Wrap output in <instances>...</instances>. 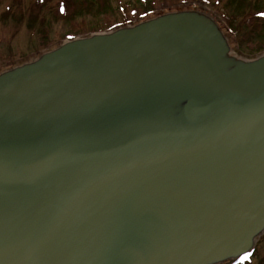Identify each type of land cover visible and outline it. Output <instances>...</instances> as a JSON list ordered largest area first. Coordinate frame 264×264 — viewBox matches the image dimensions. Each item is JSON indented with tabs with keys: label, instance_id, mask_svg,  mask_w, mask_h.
I'll list each match as a JSON object with an SVG mask.
<instances>
[{
	"label": "water",
	"instance_id": "95a60500",
	"mask_svg": "<svg viewBox=\"0 0 264 264\" xmlns=\"http://www.w3.org/2000/svg\"><path fill=\"white\" fill-rule=\"evenodd\" d=\"M31 62L0 76V264H221L254 248L264 55L231 57L195 7Z\"/></svg>",
	"mask_w": 264,
	"mask_h": 264
},
{
	"label": "rangeland",
	"instance_id": "374dc122",
	"mask_svg": "<svg viewBox=\"0 0 264 264\" xmlns=\"http://www.w3.org/2000/svg\"><path fill=\"white\" fill-rule=\"evenodd\" d=\"M15 1L22 4V6L31 5L32 3V0H0V13H2L4 9L9 8V6ZM59 1L61 0H54V3H57ZM131 1L134 0H109L113 8L111 9V13V10H109L107 14H103L104 16H95L96 14L94 15V13L92 12L87 13L85 11H82L81 15H77L76 18L72 20L86 24L90 28L100 27L105 21H111L116 18L114 10L118 5H125L127 2ZM257 2L259 3L260 7H264V0H245L244 3L242 1L239 2V0H204V2L202 3H196V1H193V8L188 9L192 10L194 9V7H196L198 8L199 12H206L216 20L219 28L223 33V36L229 43V46L231 48V57L236 60L253 61L260 56H263L264 52L259 53L255 56L244 53L243 51L247 49L245 46L246 44L244 37L238 36L237 40L234 35L228 32L224 15L230 17V19L233 20L234 24L237 25L238 21L242 19L248 12H252L254 14L259 12L258 9H256L258 5L256 4ZM243 4H245L246 6L240 7V5ZM201 7L203 8V10L201 9ZM165 13L170 12L165 11ZM44 14L46 15L47 20L46 25H43L42 27L38 23L30 24L29 26V20L27 18L22 19V22L19 24H16L12 19L0 22V76L6 72L8 73L17 68L28 65L31 61L38 60L41 54L60 48L64 44L73 40L65 38V35L68 31V25L71 23V19H69V21L66 19H58L55 17L54 13L49 10L44 11ZM117 29H119V27H115L110 31L93 32L79 38H90L100 33L109 34L116 31ZM44 40H46L50 44L49 46H51V49L44 51L40 55H38L36 51L43 47L42 45L44 43ZM240 42L242 44H240ZM240 45L242 47H240V50H237V47ZM251 258V264H264V234L256 240L254 248L241 259H243L245 262L247 260H250ZM237 261L238 260L225 261L221 264H234Z\"/></svg>",
	"mask_w": 264,
	"mask_h": 264
},
{
	"label": "trees",
	"instance_id": "16d2710c",
	"mask_svg": "<svg viewBox=\"0 0 264 264\" xmlns=\"http://www.w3.org/2000/svg\"><path fill=\"white\" fill-rule=\"evenodd\" d=\"M193 1H196V3L204 2V0H134L127 2L125 5H118L114 10L116 18L111 21H105L102 26L95 28H90L86 24L73 21L72 19H75L77 15H81L82 11L92 12L94 15L96 14L95 16L107 14L109 10L113 9L109 0H61L57 3H54V0H32L31 5L26 6H22V4L15 1L9 8L4 9L0 13V22L12 19L16 24H19L22 19L27 18L29 26L30 24L38 23L42 27L46 25L47 20L44 11L49 10L58 19H66L68 21L71 19V23H68V31L65 38L74 39L93 32L110 31L115 27L139 23L165 11L193 8L195 3ZM241 1L244 3L245 0H239V2ZM256 4H258L256 9L259 12L255 14L248 12L238 21L237 25L234 24L230 17L224 15L228 32L234 35L237 40L238 36L244 37L247 49L243 52L251 56L264 52V7H260L258 2ZM245 6V4L240 5V7ZM240 44L242 43L240 42ZM49 45L44 40L43 47L37 50L36 53L40 55L42 52L51 49ZM240 47L242 46H238L237 50H240Z\"/></svg>",
	"mask_w": 264,
	"mask_h": 264
},
{
	"label": "flooded vegetation",
	"instance_id": "af4514ba",
	"mask_svg": "<svg viewBox=\"0 0 264 264\" xmlns=\"http://www.w3.org/2000/svg\"><path fill=\"white\" fill-rule=\"evenodd\" d=\"M252 263V258L250 260H247L244 264H251ZM234 264H239V263H234ZM243 264V263H240Z\"/></svg>",
	"mask_w": 264,
	"mask_h": 264
}]
</instances>
